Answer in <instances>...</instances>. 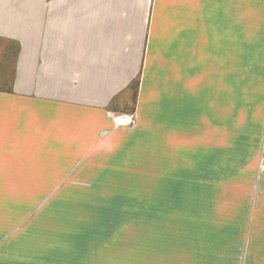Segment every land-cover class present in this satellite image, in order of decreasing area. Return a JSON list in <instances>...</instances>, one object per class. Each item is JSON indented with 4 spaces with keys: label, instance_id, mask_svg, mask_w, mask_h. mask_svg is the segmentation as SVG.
<instances>
[{
    "label": "crops",
    "instance_id": "0c3cea01",
    "mask_svg": "<svg viewBox=\"0 0 264 264\" xmlns=\"http://www.w3.org/2000/svg\"><path fill=\"white\" fill-rule=\"evenodd\" d=\"M214 72L264 73V0H0V184L191 144Z\"/></svg>",
    "mask_w": 264,
    "mask_h": 264
},
{
    "label": "rangeland",
    "instance_id": "374dc122",
    "mask_svg": "<svg viewBox=\"0 0 264 264\" xmlns=\"http://www.w3.org/2000/svg\"><path fill=\"white\" fill-rule=\"evenodd\" d=\"M207 76L191 144L175 134L126 177L100 161L0 184V264H264V73Z\"/></svg>",
    "mask_w": 264,
    "mask_h": 264
},
{
    "label": "built area",
    "instance_id": "2783aa9c",
    "mask_svg": "<svg viewBox=\"0 0 264 264\" xmlns=\"http://www.w3.org/2000/svg\"><path fill=\"white\" fill-rule=\"evenodd\" d=\"M122 122L119 124L120 126H124V127H134L136 125V119L134 115H122V116H118Z\"/></svg>",
    "mask_w": 264,
    "mask_h": 264
},
{
    "label": "trees",
    "instance_id": "16d2710c",
    "mask_svg": "<svg viewBox=\"0 0 264 264\" xmlns=\"http://www.w3.org/2000/svg\"><path fill=\"white\" fill-rule=\"evenodd\" d=\"M133 86H134L133 88L137 91V88H138V81H136V82L134 83Z\"/></svg>",
    "mask_w": 264,
    "mask_h": 264
},
{
    "label": "bare ground",
    "instance_id": "6f19581e",
    "mask_svg": "<svg viewBox=\"0 0 264 264\" xmlns=\"http://www.w3.org/2000/svg\"><path fill=\"white\" fill-rule=\"evenodd\" d=\"M122 122V120L120 119V118H117L116 120H115V123H121Z\"/></svg>",
    "mask_w": 264,
    "mask_h": 264
}]
</instances>
